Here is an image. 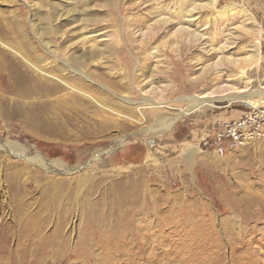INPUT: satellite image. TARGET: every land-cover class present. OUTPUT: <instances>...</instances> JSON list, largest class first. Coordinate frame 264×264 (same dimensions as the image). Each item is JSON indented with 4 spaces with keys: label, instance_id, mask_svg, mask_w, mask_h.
<instances>
[{
    "label": "rangeland",
    "instance_id": "374dc122",
    "mask_svg": "<svg viewBox=\"0 0 264 264\" xmlns=\"http://www.w3.org/2000/svg\"><path fill=\"white\" fill-rule=\"evenodd\" d=\"M180 5L195 6L194 20L175 16ZM233 6L242 16H216ZM224 83L264 87V0H0V264H154L155 254L158 264H264V235L246 243L251 262L238 248L240 174L264 185V123L261 136L238 147L204 142L218 120L264 109V98L256 106L214 100L150 130L183 113L185 97L221 94ZM120 134L125 140L102 153ZM6 141L76 169L45 171ZM21 168L27 175L18 177ZM69 189L71 201L62 196ZM124 191L132 234L118 210ZM49 202L55 208L44 214ZM39 208L43 241L26 244L23 219L35 222ZM155 209L158 246L147 250L136 239Z\"/></svg>",
    "mask_w": 264,
    "mask_h": 264
},
{
    "label": "bare ground",
    "instance_id": "6f19581e",
    "mask_svg": "<svg viewBox=\"0 0 264 264\" xmlns=\"http://www.w3.org/2000/svg\"><path fill=\"white\" fill-rule=\"evenodd\" d=\"M214 4H216V3H214ZM194 9H195L194 5L193 6H189L188 8H184L182 5H180L177 8V10L175 9L176 10L175 16L180 17V18H184L186 21L194 20V13H195V12H193ZM226 12H227V14L224 11L218 10L217 13H216L217 14L216 16H218L221 21H223V20L224 21L225 20L232 21L237 16L238 17L242 16L243 9L240 8V6H233L231 9H228ZM180 28H182V27H180ZM180 28H178V29H180ZM220 49L224 50L225 48L220 47ZM98 52H102L103 53V51L99 50V49H98ZM90 54H91V52H90ZM25 61H27V60H25ZM236 65L239 68V70H238L239 74H241V75L245 74V66H246V64H244L243 61L238 60V61H236ZM35 69L40 74L39 76H44V74H46L45 76L47 77V73L43 72L40 68L35 67ZM73 71H74V69H73ZM80 74H81V76L83 75V77L85 76V78L87 77V75L83 74L82 72H80ZM21 88H23V87H21ZM245 91H246V89H243V88L242 89H240V88L236 89V87H233L230 84L224 83V84H221L220 89L218 90V92H220L221 94H217V93L216 94H211V93H204L203 94L202 93L199 97H197V99L194 98V97L192 98V97L187 96V97H185V99L188 100V103L186 104V107H185V110L183 111V113L178 114L177 116H174V117H171V116L163 117L162 119H160L159 121L156 122L155 125L157 127H154L153 129H150V130H156V129H163V131L165 129L167 130L171 125H173L179 119L180 115L182 116V115L186 114L187 112H189V111H191L193 109H196V108H199V107H203V105H211L212 106L214 100H223V99H227L228 101L246 100L247 103H249L251 105L253 104L254 106H256L264 98V87L261 90H258L256 92H254V91L253 92H245ZM111 93L118 100H120L121 102L125 101V102H129V103H136L133 100L131 102V99L125 98L124 96H121V95H119V94H117L115 92H111ZM18 94L19 95L28 94L27 93V89L21 90V92H19ZM256 98H259V99L257 100ZM142 100L146 101L147 98L145 97ZM139 103L137 102L136 109H137L138 113L142 114V111H141L142 105L139 104ZM97 105L99 106L98 103H97ZM148 105L154 106V110H156L157 106H159V103L151 101V103H149ZM100 107L105 108L107 110L108 109L111 110V108L109 106L106 107L104 104H100ZM81 120H82V118H81ZM102 121H105V122L102 123L104 125H108L109 124V118H105L103 116L102 117ZM113 124H112L111 127H114ZM69 126H71V125H68V127ZM85 127H86V125H85ZM57 128H58V126H57ZM114 128H116V127H114ZM64 131H65V129H64ZM87 132H88V130H87ZM61 134H62V132H61ZM89 134H91V133H89ZM70 135H71V133H70ZM125 138H126V135H123V134H120V135L116 136L113 139L112 143L109 144V146H107L106 148H104L102 150V153H104V154L105 153H110L113 150V148L115 146H117L118 144L122 143L125 140ZM15 144H16V142H14V141H6V144H4V145H7L8 150H11V151L15 152L16 155L21 156L24 159V161L35 163V165L37 167H39L41 169H44L45 171H49V170L53 169L57 173H59V172L62 173V172H68V171H72V170L76 169V167L73 168V167L68 166L61 159H52V160L46 159V158H44L43 156H41L37 152L35 153V155H37V157H31V156L28 157L26 154H24V152H22L23 151L22 149L18 148V150H17V147L14 146ZM100 155L101 154L98 153L95 156H93L94 157L93 160L96 161V160L100 159V157H101ZM22 173H24V174L27 173V170L24 169V168L19 169L18 177H20L22 175ZM25 175H27V174H25ZM262 180L260 178H258V180L252 179V176L249 173H246V172H243V171L240 174V185H239V191H238V248H239V250H240L239 252L241 254H243L245 252V256H246V253L248 252V248H246L247 241H255V239L257 238L258 235H260V236L264 235V185H263ZM68 185H69V183H68ZM11 186L19 187L15 183L9 185V187H11ZM146 190L147 189H146L145 186L138 188V191H140L139 193H141V192L145 193ZM122 193L126 194V191L121 192V193L119 192V194H121V195H122ZM62 196L63 197L65 196L66 198L69 197V199L71 201L72 196H74V191L73 190L71 191L70 189L68 191H66V193H65V191H62ZM155 202H156V198L154 197V199H153L154 206H156ZM132 203H133V201H131V199L129 198V194H126V198H125L124 203H123L124 206H122V207H120V209H118L119 213H121L122 219H124V221H123L124 222V226H123L122 229L127 234L132 232V229L127 226V223H129L131 221L130 218L132 217V213H131V210H132L131 204ZM50 206H51V202H49L45 206H43L44 214L47 211L49 212L52 208H55L54 206H51V207ZM59 209H62V212L66 213L67 210H68V207H66L65 203L61 202ZM40 210H42V208H39V210H38L39 218H37L35 222L33 220H27V222H26L25 221L26 218L23 219L24 220V226H25V229L23 230V233H24L23 236H24L25 240L27 241L26 244H33V245L38 244V245H40L42 243V241H43V239H42V230H43V226L42 225L43 224L42 223L45 220V219H43L45 217L43 216V214H41ZM102 212L105 213L104 210ZM105 214L108 215V213H105ZM112 214H115V213H111V215ZM150 216H153L154 218H152L151 220H147V218L150 217ZM157 217H158V213H157V210L155 209V211H152L150 213V215L147 214L145 216L146 222L143 225L139 224L140 228L142 227L143 230L141 231V233H138V236H137V239H136L137 240L136 243L144 244V246L147 247V250L148 249L149 250L150 249L154 250L158 246V244L156 242L158 240V235L160 234L159 233V226L160 225H159V221L157 220ZM103 219L104 218H99L98 217V221H102ZM106 222H107V220H106ZM108 223H109V221H108ZM17 224L20 226L21 222H18ZM260 225H262V226H260ZM135 226H138V225H135ZM139 226H138V228H139ZM144 228L147 229V230H144ZM136 230H137V228H136ZM130 241L132 242V240H130ZM131 242H128V243L133 244ZM252 252L254 253V255L260 254V253H258L255 250L252 251ZM156 256H158V255L155 254V263L154 264L160 263L162 261V259H163V258H159V257L157 258ZM250 259H251L250 256L247 257V261L248 262H251ZM180 260H182V259H180ZM162 263H164V262H162ZM166 263L167 262H165L164 264H166ZM178 263H179V261H178Z\"/></svg>",
    "mask_w": 264,
    "mask_h": 264
},
{
    "label": "built area",
    "instance_id": "2783aa9c",
    "mask_svg": "<svg viewBox=\"0 0 264 264\" xmlns=\"http://www.w3.org/2000/svg\"><path fill=\"white\" fill-rule=\"evenodd\" d=\"M263 123L264 109L256 107L244 113L239 119L218 120L212 136L204 139V142L238 147L255 136H261Z\"/></svg>",
    "mask_w": 264,
    "mask_h": 264
}]
</instances>
